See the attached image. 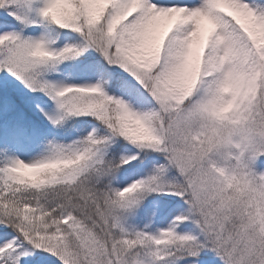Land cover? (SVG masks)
Masks as SVG:
<instances>
[{
	"label": "snow or ice",
	"instance_id": "6c2138e0",
	"mask_svg": "<svg viewBox=\"0 0 264 264\" xmlns=\"http://www.w3.org/2000/svg\"><path fill=\"white\" fill-rule=\"evenodd\" d=\"M0 264H264V0H0Z\"/></svg>",
	"mask_w": 264,
	"mask_h": 264
}]
</instances>
